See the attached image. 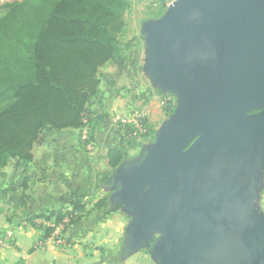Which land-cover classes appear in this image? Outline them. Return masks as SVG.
Listing matches in <instances>:
<instances>
[{
  "label": "water",
  "instance_id": "water-1",
  "mask_svg": "<svg viewBox=\"0 0 264 264\" xmlns=\"http://www.w3.org/2000/svg\"><path fill=\"white\" fill-rule=\"evenodd\" d=\"M146 78L173 112L112 175L124 251L157 264H264V0H174L142 25ZM257 112L251 114V111Z\"/></svg>",
  "mask_w": 264,
  "mask_h": 264
},
{
  "label": "trees",
  "instance_id": "trees-1",
  "mask_svg": "<svg viewBox=\"0 0 264 264\" xmlns=\"http://www.w3.org/2000/svg\"><path fill=\"white\" fill-rule=\"evenodd\" d=\"M155 1L157 18L165 0ZM4 8L0 14V175L9 165L17 170L32 163L46 130L71 129L80 134L86 128L93 143L98 118L91 106L100 91L98 75L109 62L122 60L129 49L128 44H119L118 36L130 0H22ZM168 97L172 98L163 99ZM174 107L171 101L163 105L168 114ZM141 123L146 132L140 138L153 140L145 116ZM115 125L133 142L136 129L131 124ZM124 156L121 147L108 150V167H119ZM105 206L106 198L92 204L78 196L69 208L42 209L28 221L40 232L37 242H43L58 226L63 233Z\"/></svg>",
  "mask_w": 264,
  "mask_h": 264
},
{
  "label": "crops",
  "instance_id": "crops-1",
  "mask_svg": "<svg viewBox=\"0 0 264 264\" xmlns=\"http://www.w3.org/2000/svg\"><path fill=\"white\" fill-rule=\"evenodd\" d=\"M99 88L102 91L101 81ZM106 90L104 100L99 91L91 106L98 118L93 131L92 152L82 148L77 130L50 131L54 137L61 138L62 144L50 147L48 164L40 163L35 155L38 148L45 146L44 139L33 151V162L25 164L23 169L36 165L35 174L24 171L0 175V234L7 230L15 234L13 247L0 250V264H123L126 260L124 246L129 215L120 206H113L109 199L113 188L111 172L115 169L108 167L107 152L121 147L125 156L120 166L124 165L125 142L128 141H125V132L117 130L114 119L121 96L113 88ZM99 100L103 104L97 106H104L102 113L95 108ZM78 196H84L92 204L106 198V205L112 212L94 211L63 233L61 231L59 236L44 240L41 248H36L40 232L31 227L29 217L42 209L69 208L71 200Z\"/></svg>",
  "mask_w": 264,
  "mask_h": 264
},
{
  "label": "rangeland",
  "instance_id": "rangeland-1",
  "mask_svg": "<svg viewBox=\"0 0 264 264\" xmlns=\"http://www.w3.org/2000/svg\"><path fill=\"white\" fill-rule=\"evenodd\" d=\"M22 0H0V14L4 13V6L13 2H20ZM174 0H165V7ZM158 4L155 0H130V8L124 15V30L118 36L119 44L129 45V49L122 56V60L109 62L99 72V79L102 82L103 89L100 91V96L104 100L107 95V88H113L118 91L119 104L117 107L115 121L127 120L136 116H145L147 128L154 138L156 131L162 125V123L169 117L163 108V97L167 96L160 92V90L154 88L146 78L144 68L146 66L145 50L146 43L142 35V25L149 20L156 19L158 13ZM162 13V14H163ZM158 18V17H157ZM106 92V94H105ZM171 96V95H169ZM174 105L176 99L172 96ZM101 100V99H100ZM98 101L96 104V110L99 113L104 112V106H97L103 104L102 101ZM102 109H97L99 108ZM124 109V114L121 110ZM117 120V121H118ZM134 140L132 143L125 142L126 146V160L124 165L129 164L131 161L141 158L146 146H149L153 140L150 138L142 140L137 133L133 134ZM45 146L36 148V158L41 162L48 164V150L50 147H58L61 143V138H56L49 130L44 132ZM80 139V134H79ZM127 141V139H125ZM81 143V142H80ZM54 144V145H53ZM82 146V144H81ZM84 149V147L82 146ZM85 150V149H84ZM29 168V167H28ZM25 169V165H22L19 169L14 170L11 165L4 169L2 174H22L26 171L27 174H35L36 165L34 168ZM114 172V171H113ZM111 172V174H113ZM261 185L256 192V200L253 206V212L258 215H264V166L261 169ZM106 174V173H105ZM110 174V173H109ZM113 190L111 191L112 194ZM111 197V195H110ZM110 199V198H109ZM111 206V205H109ZM105 210V211H104ZM105 214L112 211L108 205L103 208ZM111 213V212H110ZM131 217H129L130 220ZM123 264H157L152 258L147 247H143L138 251L129 254L126 253V260Z\"/></svg>",
  "mask_w": 264,
  "mask_h": 264
},
{
  "label": "built area",
  "instance_id": "built-area-1",
  "mask_svg": "<svg viewBox=\"0 0 264 264\" xmlns=\"http://www.w3.org/2000/svg\"><path fill=\"white\" fill-rule=\"evenodd\" d=\"M169 101H171L172 104L174 103V101L171 97L163 99V101L161 103H162V105H164L165 103H167ZM141 117L142 116H136V117H132V118L127 119V120H118L117 119L118 121L116 120L115 123L121 122L124 124L125 123L131 124L136 129V133L140 137L142 134H144L146 132V130L142 126ZM80 142L82 143V146L84 147V149L86 151H88V152L93 151L94 144L92 142L88 141V133H87L86 128H83L80 131ZM61 230H62V228L58 226L55 229L54 233L52 234L51 238H55V237L59 236V233L61 232ZM14 241H15V234L12 230H7L4 233L0 234V250L13 247ZM57 242L62 243L61 240H57ZM42 246H43V242H37L35 245L36 248H41Z\"/></svg>",
  "mask_w": 264,
  "mask_h": 264
},
{
  "label": "flooded vegetation",
  "instance_id": "flooded-vegetation-1",
  "mask_svg": "<svg viewBox=\"0 0 264 264\" xmlns=\"http://www.w3.org/2000/svg\"><path fill=\"white\" fill-rule=\"evenodd\" d=\"M257 111L256 110H253V111H251V114H254V113H256Z\"/></svg>",
  "mask_w": 264,
  "mask_h": 264
}]
</instances>
